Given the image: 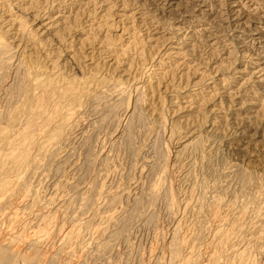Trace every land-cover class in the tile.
I'll use <instances>...</instances> for the list:
<instances>
[{"label": "rangeland", "instance_id": "1", "mask_svg": "<svg viewBox=\"0 0 264 264\" xmlns=\"http://www.w3.org/2000/svg\"><path fill=\"white\" fill-rule=\"evenodd\" d=\"M259 80L264 0H0L5 263L264 264Z\"/></svg>", "mask_w": 264, "mask_h": 264}, {"label": "bare ground", "instance_id": "2", "mask_svg": "<svg viewBox=\"0 0 264 264\" xmlns=\"http://www.w3.org/2000/svg\"><path fill=\"white\" fill-rule=\"evenodd\" d=\"M264 80H259V82H263ZM264 102V101H263ZM1 114V113H0ZM217 114V113H216ZM243 121V120H242ZM217 122V121H216ZM243 123V122H242ZM258 130V129H257ZM8 134H9V132H4V131H2L1 132V134H0V146L1 145H3L6 141H8ZM238 135V134H237ZM243 136V134L241 133L239 136ZM82 136V135H81ZM234 136V135H233ZM238 136V137H239ZM244 138V137H243ZM63 139H65L66 140V138H63ZM62 139V137H61V132L60 133H57L52 139H51V142L53 143V145H55V146H57V145H59L60 143H61V141L63 140ZM77 139V138H76ZM195 140V139H194ZM192 140V141H190L188 144H186V145H184L183 147H181V149L177 152V155H180V154H183L184 152H188V151H190L191 149H193V148H195L196 147V141L197 140ZM253 140V139H252ZM258 143V142H257ZM260 144L262 145V146H264V141L262 140V142H260ZM257 145V144H256ZM251 146V145H250ZM263 150V149H262ZM1 151H0V155H1ZM264 158V157H263ZM190 166H191V164H190ZM238 169V168H237ZM187 177V176H186ZM185 177V178H186ZM85 199V198H84ZM88 199V198H87ZM79 200V199H78ZM80 201V200H79ZM86 201V200H85ZM65 202V201H64ZM86 203H87V201H86ZM85 203V204H86ZM108 203V202H107ZM115 204V203H114ZM113 206V205H112ZM106 207V206H105ZM111 207V206H110ZM109 207V208H110ZM112 208V207H111ZM115 208V207H114ZM113 209V208H112ZM116 209V208H115ZM115 209H114V211H115ZM112 211V210H111ZM70 235V234H69ZM68 236V235H67ZM17 238V237H16ZM16 241H17V239H16ZM15 242V240L14 241H12V244ZM10 243V242H9ZM25 244V243H24ZM3 246V245H2ZM10 246V245H9ZM32 246V245H31ZM175 253H176V251H175ZM12 256V254H10L7 250H5V249H3V248H0V264H4L5 262H6V260H8L11 256ZM175 256H177V253H176V255ZM14 257V256H13ZM40 257V256H39ZM33 258V257H32ZM176 258V257H175ZM25 259V258H24ZM29 259V261H30V258L28 257L27 258V260ZM16 261V260H15ZM14 261V262H15ZM8 262V261H7ZM25 262H26V260H25ZM29 263V262H28ZM6 264V263H5ZM12 264H14V263H12ZM32 264H41L40 262H39V258H38V261H35V262H33Z\"/></svg>", "mask_w": 264, "mask_h": 264}]
</instances>
